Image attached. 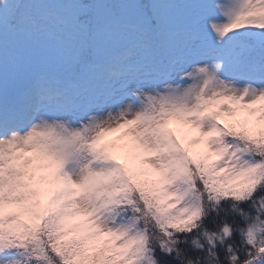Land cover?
<instances>
[{
    "label": "snow or ice",
    "instance_id": "obj_1",
    "mask_svg": "<svg viewBox=\"0 0 264 264\" xmlns=\"http://www.w3.org/2000/svg\"><path fill=\"white\" fill-rule=\"evenodd\" d=\"M0 264H264V0H0Z\"/></svg>",
    "mask_w": 264,
    "mask_h": 264
},
{
    "label": "rangeland",
    "instance_id": "obj_2",
    "mask_svg": "<svg viewBox=\"0 0 264 264\" xmlns=\"http://www.w3.org/2000/svg\"><path fill=\"white\" fill-rule=\"evenodd\" d=\"M168 126H169V128H171L174 131H177L178 133L186 132L188 134L189 138L197 135L196 130L192 129L190 125H184L178 121H169ZM118 135H119V133L107 134L105 139L106 140H112ZM114 154L117 155V157L122 158V153L120 152V150H114Z\"/></svg>",
    "mask_w": 264,
    "mask_h": 264
}]
</instances>
